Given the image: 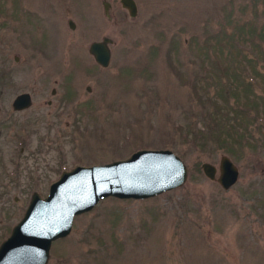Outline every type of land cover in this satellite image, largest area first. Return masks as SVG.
I'll return each instance as SVG.
<instances>
[{
	"label": "rangeland",
	"instance_id": "obj_1",
	"mask_svg": "<svg viewBox=\"0 0 264 264\" xmlns=\"http://www.w3.org/2000/svg\"><path fill=\"white\" fill-rule=\"evenodd\" d=\"M134 1L132 17L120 0H0V243L62 171L169 149L187 166L183 185L99 200L47 264H264V146L235 159L184 138L185 125L207 126L204 97L225 67L258 69L264 97V0ZM103 37L107 67L88 52ZM21 92L32 104L14 111ZM223 155L239 171L227 190L200 168L218 174Z\"/></svg>",
	"mask_w": 264,
	"mask_h": 264
},
{
	"label": "water",
	"instance_id": "obj_2",
	"mask_svg": "<svg viewBox=\"0 0 264 264\" xmlns=\"http://www.w3.org/2000/svg\"><path fill=\"white\" fill-rule=\"evenodd\" d=\"M120 4L130 16L136 15L134 0H120ZM68 25L75 27L72 20ZM111 43V38L103 37L89 44L88 52L101 67L110 63ZM31 104L30 93L22 92L13 99L12 109L24 110ZM200 168L206 178L216 180L225 190L239 175L237 166L225 155L219 158L218 174L210 162H203ZM187 177V166L169 149H139L123 160L64 170L49 185L44 198L32 193L23 216L0 243V264H47L52 242L66 237L74 217L91 210L99 200L154 197L180 187Z\"/></svg>",
	"mask_w": 264,
	"mask_h": 264
},
{
	"label": "trees",
	"instance_id": "obj_3",
	"mask_svg": "<svg viewBox=\"0 0 264 264\" xmlns=\"http://www.w3.org/2000/svg\"><path fill=\"white\" fill-rule=\"evenodd\" d=\"M229 68H224L219 92L204 97L208 105L204 109L210 107L206 111L207 126L185 125L184 138L200 152L216 146L238 159L245 150L257 151L264 146V97L254 92L252 80L258 69L253 67L250 75H245L242 69L238 72Z\"/></svg>",
	"mask_w": 264,
	"mask_h": 264
},
{
	"label": "flooded vegetation",
	"instance_id": "obj_4",
	"mask_svg": "<svg viewBox=\"0 0 264 264\" xmlns=\"http://www.w3.org/2000/svg\"><path fill=\"white\" fill-rule=\"evenodd\" d=\"M53 91H54V90H53ZM21 93H22V92H21ZM19 94H20V93H19ZM17 95H18V94H17ZM17 95H16V96H17ZM16 96H15V97H16ZM15 97H14V98H15ZM31 99H32V97H31ZM12 101H13V100H12ZM14 111H15V110H14Z\"/></svg>",
	"mask_w": 264,
	"mask_h": 264
}]
</instances>
